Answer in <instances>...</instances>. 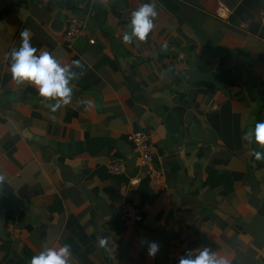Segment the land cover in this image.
<instances>
[{
  "label": "crops",
  "instance_id": "crops-1",
  "mask_svg": "<svg viewBox=\"0 0 264 264\" xmlns=\"http://www.w3.org/2000/svg\"><path fill=\"white\" fill-rule=\"evenodd\" d=\"M140 2L0 0V264L64 244L72 264H178L203 247L229 264H264V159L254 155L264 148L248 138L264 120V0H154V29L129 44ZM70 16L95 44L66 46ZM25 30L37 54L54 52L77 73L72 101L55 112L53 98L9 71ZM138 130L163 170L159 193L140 178L128 140ZM145 240L160 245L155 256Z\"/></svg>",
  "mask_w": 264,
  "mask_h": 264
},
{
  "label": "clouds",
  "instance_id": "clouds-1",
  "mask_svg": "<svg viewBox=\"0 0 264 264\" xmlns=\"http://www.w3.org/2000/svg\"><path fill=\"white\" fill-rule=\"evenodd\" d=\"M158 10L154 0L143 2L132 11L128 27L122 35V40L126 43L135 41H145L149 33L154 29L155 19ZM21 44L11 51V63L9 71L15 80L20 83H29L38 89L40 96L53 98L55 103L51 105V111L55 112L61 106L68 105L72 101L73 86L72 81L77 78V73L72 70V65L63 63L54 52L40 51L30 42L27 30L22 31ZM79 65L80 61H75ZM255 139L261 148H264V120L255 123L254 130L248 133V138ZM257 160L264 159V151H255ZM6 173L0 171V182L6 180ZM147 244V251L150 256H155L160 245L156 241H142ZM101 246H107L108 238H99ZM30 264H72V251L69 244L51 247L45 245L36 255H33ZM178 264H229L226 256L218 255L210 247L194 248L186 250L180 257Z\"/></svg>",
  "mask_w": 264,
  "mask_h": 264
},
{
  "label": "built area",
  "instance_id": "built-area-1",
  "mask_svg": "<svg viewBox=\"0 0 264 264\" xmlns=\"http://www.w3.org/2000/svg\"><path fill=\"white\" fill-rule=\"evenodd\" d=\"M216 16L220 19L226 20L230 16V10L223 2L219 3V7L216 12ZM261 21L264 23V14L261 16ZM80 38H87L90 44H95L96 40L92 35L87 25L76 16H70L67 30L64 34V43L68 48H73L76 41ZM129 142L134 146L139 155V167L143 173L140 176L149 180L150 184L154 187L155 191L159 193L163 189V170L157 167L154 163L151 135L147 131L138 130L132 132L128 137ZM124 167L119 164H113L110 166V173L114 176L122 175ZM140 178L130 179V186H137L140 182ZM126 218L131 222H139L141 216L139 211L132 204L126 203L125 205Z\"/></svg>",
  "mask_w": 264,
  "mask_h": 264
},
{
  "label": "trees",
  "instance_id": "trees-1",
  "mask_svg": "<svg viewBox=\"0 0 264 264\" xmlns=\"http://www.w3.org/2000/svg\"><path fill=\"white\" fill-rule=\"evenodd\" d=\"M146 183H148L149 181H148V179L147 180H144Z\"/></svg>",
  "mask_w": 264,
  "mask_h": 264
}]
</instances>
